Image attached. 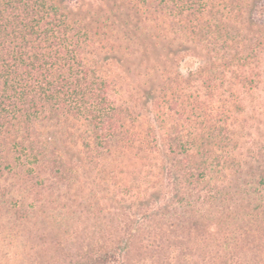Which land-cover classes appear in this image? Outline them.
I'll use <instances>...</instances> for the list:
<instances>
[{
    "label": "trees",
    "instance_id": "1",
    "mask_svg": "<svg viewBox=\"0 0 264 264\" xmlns=\"http://www.w3.org/2000/svg\"><path fill=\"white\" fill-rule=\"evenodd\" d=\"M161 41L172 48L154 61L161 95L145 128L140 111L116 102L121 78L106 67ZM189 47L204 58L170 59ZM263 48L264 0H0L3 239L53 228L55 264H129L142 233L151 250L135 264H264V170L255 186H230L250 164L242 116ZM114 235L123 248L106 245Z\"/></svg>",
    "mask_w": 264,
    "mask_h": 264
},
{
    "label": "rangeland",
    "instance_id": "2",
    "mask_svg": "<svg viewBox=\"0 0 264 264\" xmlns=\"http://www.w3.org/2000/svg\"><path fill=\"white\" fill-rule=\"evenodd\" d=\"M251 1L260 2L262 0ZM171 48L167 41H161L148 56H141L142 51L137 52L135 55L121 52L116 54V58L110 60L109 65L106 67L111 74L121 78V89L115 97L116 102L125 103L140 111L142 124H144L145 128L150 118H154L158 114L155 107L151 105V102L155 100L157 95H161V72L152 70L155 65L154 61L157 58H161L160 56H166ZM179 49L181 48L176 47L175 49L173 48V51L177 52ZM189 49L188 53H179L175 57H170V59L185 67L190 64L185 63L189 61L190 55L188 56V54L198 58H204V51L194 52L192 51V47H189ZM260 58V71L263 73L262 81L255 95L252 98L247 97L245 102L247 112L243 113L242 116L247 121L245 123L246 131L243 133L242 139H240L242 146L240 153L243 159L242 162H249L250 164L244 165L241 174L230 177V186L235 188H237L236 186L241 187V189L247 188L248 186H255V182L260 177L261 170H264V167H258L259 164L253 158L256 155V151L261 146H264V137H260L259 135L264 133V48L261 51ZM175 63L173 64L174 70L177 69ZM145 101H148L146 106L143 105ZM157 127L159 134L163 135L166 129H162L160 124ZM68 147L65 153L67 159L77 164H82L83 159L79 148L75 146ZM125 162L135 163L143 167L146 165V162L140 161L139 159H125ZM118 170H121V168ZM127 180V174L121 175L116 181L118 187H112L115 183L113 180L111 183L109 182L108 187L109 189L112 188V190H115L116 193L119 190V186L126 183ZM152 180L157 181V178L153 177ZM158 191L160 190L157 188L150 190L151 193H157ZM16 231L15 237L4 240V234L10 233L11 229L9 225L0 223V264H55L58 257H63L59 245V241L61 240L55 237L56 233L53 228L45 227V231H43L45 235L42 238L41 233H37L39 236L32 235L30 237V232L23 228H19ZM123 238L121 235H114L110 241H107L106 245L110 248H123L125 245L124 241H126ZM145 238V234L142 233L135 241L131 242V251L128 256L129 264L137 263V261L150 253L151 248L149 245L151 243L145 240Z\"/></svg>",
    "mask_w": 264,
    "mask_h": 264
}]
</instances>
